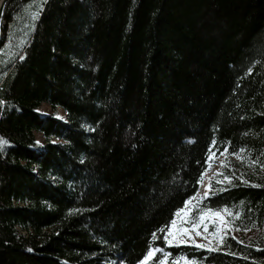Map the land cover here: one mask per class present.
<instances>
[{"label":"trees","instance_id":"16d2710c","mask_svg":"<svg viewBox=\"0 0 264 264\" xmlns=\"http://www.w3.org/2000/svg\"><path fill=\"white\" fill-rule=\"evenodd\" d=\"M0 32V264H264V0H7ZM209 156L224 243L169 246Z\"/></svg>","mask_w":264,"mask_h":264},{"label":"snow or ice","instance_id":"6c2138e0","mask_svg":"<svg viewBox=\"0 0 264 264\" xmlns=\"http://www.w3.org/2000/svg\"><path fill=\"white\" fill-rule=\"evenodd\" d=\"M35 18V17H34ZM25 57L23 55H21L19 57L20 60H23ZM252 69L249 68L248 72L251 73ZM4 101L0 100V107H2L4 105ZM191 143V141H189ZM5 143L4 141L0 140V144ZM213 144H215V141H213ZM211 151V149H209ZM228 149H225V153H227ZM241 151H243V149H241ZM225 153H222L221 155H224ZM209 161L212 159L211 156H209ZM264 167V166H262ZM226 180H229V183L231 182L230 178L225 177ZM243 183H247V181H243ZM210 195V185L208 189H205L204 191V195L203 197H200V199H204L206 197H208ZM199 196V193H197V196L194 197H190L188 200L185 201V208L182 210H178L176 213V216H181L183 215L184 217L189 216V214L191 212H193L196 208L195 204H192V201L197 200V197ZM226 211V210H225ZM238 215V214H237ZM210 217H215L218 218L219 223L217 224L215 221H213V227L216 228V232L212 233V236L214 238L218 239V242L220 244L224 243L225 240V236H224V232L227 230V225H228V221H226L223 216H221V214L219 212H211L209 210V212L207 214H205L203 211H201L199 218L198 219H190L187 220L186 222L191 224V228H181L179 229L177 232H173L172 229H169L165 235H164V240L165 243L169 246L175 244V245H180V244H191L193 245L195 248L197 249H201V248H207V250L209 252L212 251H216L217 249L215 247H209L208 244L205 243H197V241L195 240V236H201V232L199 231V229L202 227L203 228V233L204 235V239L207 240L208 239V222H209V218ZM185 222L182 220V223ZM177 223L176 219H173L171 221V224L173 226H175ZM153 240H155L157 238L156 233H153ZM233 239H235V237H233ZM163 251V249L160 248H156L153 250H150L144 257L143 260L139 261L138 264H146V261H148L149 259L152 258V256L156 253V252H161ZM169 254H166V256ZM185 260V264H198L197 261H188L187 258H184ZM160 264H166V261L162 260L160 262ZM173 264H179V261H173Z\"/></svg>","mask_w":264,"mask_h":264},{"label":"rangeland","instance_id":"374dc122","mask_svg":"<svg viewBox=\"0 0 264 264\" xmlns=\"http://www.w3.org/2000/svg\"><path fill=\"white\" fill-rule=\"evenodd\" d=\"M0 34H1V32H0ZM39 111L42 114H46V113L51 112V109H50V107H49L48 104H42L41 107L39 108ZM55 114H56V116L63 117L62 111L60 109H58ZM221 160H222L221 157H219L217 159H211L210 160L209 165H208V169L204 172V174L202 176V179L200 181V184H199V189H198V192H197V193H199V196L197 197V200H199L200 197H203L205 189H208V182H209V180L215 174H217L219 172V168H220V165H221ZM197 193H196L195 196H197ZM195 203H196V200L192 201V204H195ZM184 208H185V205L180 210H182ZM208 212L209 211H206L204 213L207 214ZM211 212H219L221 214V216H223V218L226 220V213L224 211H211ZM198 218H199V216H194L193 215V212H191L189 214V216H187V217H184L183 215L176 216V214H175L174 219H176V221H177L176 225L173 226L170 223V225L166 229L165 233L169 229H172L173 232H177L181 228H191V224L187 223L186 221L187 220H190V219H198ZM182 220L185 221V222L182 223ZM213 221H215L217 224L219 223L218 218H215V217H210L209 218V222H208V234H207L208 235V239L207 240H205L203 238L204 235H205L203 233V228L201 227L199 229V231L201 232V236H195L194 237L195 240L197 241V243H205V244H208L209 247H217L220 244L218 242V239L217 238H214L212 236V233L216 232V228L213 227ZM224 234H225V232H224ZM184 258L185 257H178L176 259H169L168 257H166V258H164V261H166V264H173V261H179V264H185ZM188 261H190V260H188Z\"/></svg>","mask_w":264,"mask_h":264},{"label":"water","instance_id":"95a60500","mask_svg":"<svg viewBox=\"0 0 264 264\" xmlns=\"http://www.w3.org/2000/svg\"><path fill=\"white\" fill-rule=\"evenodd\" d=\"M6 1L7 0H0V24H1L2 11H3V8H4Z\"/></svg>","mask_w":264,"mask_h":264}]
</instances>
